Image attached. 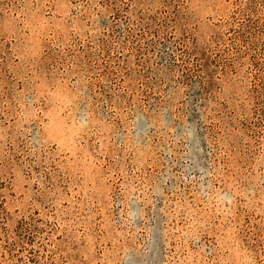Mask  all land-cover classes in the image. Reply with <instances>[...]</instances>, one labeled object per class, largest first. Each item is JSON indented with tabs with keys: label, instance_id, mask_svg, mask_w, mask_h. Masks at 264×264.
Here are the masks:
<instances>
[{
	"label": "rangeland",
	"instance_id": "rangeland-1",
	"mask_svg": "<svg viewBox=\"0 0 264 264\" xmlns=\"http://www.w3.org/2000/svg\"><path fill=\"white\" fill-rule=\"evenodd\" d=\"M0 264H264V0H0Z\"/></svg>",
	"mask_w": 264,
	"mask_h": 264
}]
</instances>
